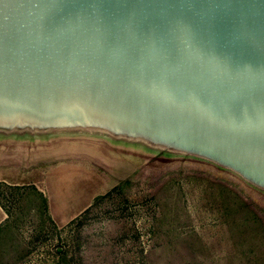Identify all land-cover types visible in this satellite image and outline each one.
<instances>
[{
    "label": "water",
    "instance_id": "95a60500",
    "mask_svg": "<svg viewBox=\"0 0 264 264\" xmlns=\"http://www.w3.org/2000/svg\"><path fill=\"white\" fill-rule=\"evenodd\" d=\"M94 104L264 176V0H0V105Z\"/></svg>",
    "mask_w": 264,
    "mask_h": 264
},
{
    "label": "rangeland",
    "instance_id": "374dc122",
    "mask_svg": "<svg viewBox=\"0 0 264 264\" xmlns=\"http://www.w3.org/2000/svg\"><path fill=\"white\" fill-rule=\"evenodd\" d=\"M55 118L53 165L74 162L89 208L57 225L33 185L5 188L0 264H264L263 175L151 114Z\"/></svg>",
    "mask_w": 264,
    "mask_h": 264
},
{
    "label": "crops",
    "instance_id": "0c3cea01",
    "mask_svg": "<svg viewBox=\"0 0 264 264\" xmlns=\"http://www.w3.org/2000/svg\"><path fill=\"white\" fill-rule=\"evenodd\" d=\"M63 121L67 122L36 111L0 105V181L33 185L46 198L48 216L57 225L71 221L91 202L90 191L75 186L72 160H65L61 167L53 165L58 159L56 138L44 134ZM62 155L68 158L70 153L63 150ZM6 217L0 205V226Z\"/></svg>",
    "mask_w": 264,
    "mask_h": 264
},
{
    "label": "trees",
    "instance_id": "16d2710c",
    "mask_svg": "<svg viewBox=\"0 0 264 264\" xmlns=\"http://www.w3.org/2000/svg\"><path fill=\"white\" fill-rule=\"evenodd\" d=\"M19 187H20L19 185H9V184H7L5 182L0 181V194H3V190L5 188L14 189V188H19ZM100 196H104V195H100ZM44 201H45V199H44ZM0 205L2 206V208L4 209V211L8 214V211L5 208L4 204L1 202V199H0ZM45 206H46V201H45ZM88 208H89V206L86 209H84L83 211H86ZM75 218H77V216ZM75 218H73V219H75Z\"/></svg>",
    "mask_w": 264,
    "mask_h": 264
}]
</instances>
